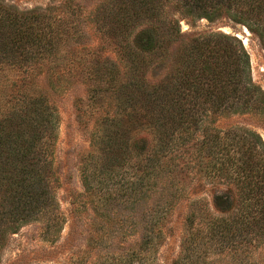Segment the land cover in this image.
<instances>
[{
  "label": "trees",
  "instance_id": "1",
  "mask_svg": "<svg viewBox=\"0 0 264 264\" xmlns=\"http://www.w3.org/2000/svg\"><path fill=\"white\" fill-rule=\"evenodd\" d=\"M164 1L106 0L96 8L100 40L107 41L112 55L101 59L98 54L86 66L84 113L94 121L91 150L81 164L82 183L96 214L106 210L118 215L112 208L119 188L104 190L101 185L123 168L130 169L120 174L125 192L166 197L143 211L147 220L141 228L143 236L151 237L149 244L155 235L147 232L164 227L169 198L209 191L215 213L194 206L188 225L199 224L198 213L206 214L196 227L201 237L214 238L222 250L237 251L243 249L240 235L264 238V140L254 130L235 126L222 131L212 122L231 108L262 111L264 93L246 80L248 54L237 36L196 33L186 42ZM172 1L192 22L213 21L226 13L264 44V0ZM45 23L43 13L17 11L0 2V63L7 58L19 71L9 83L12 100L0 104V249L7 234L30 219H45L47 234L65 222L50 194L59 114L45 93L26 90L40 57L11 55L19 44L39 47L48 34ZM154 63L162 65L163 73L149 82L148 68ZM72 204L76 212L85 210L81 201ZM101 237L90 236L88 243L97 245ZM182 248L192 250L186 238Z\"/></svg>",
  "mask_w": 264,
  "mask_h": 264
},
{
  "label": "rangeland",
  "instance_id": "2",
  "mask_svg": "<svg viewBox=\"0 0 264 264\" xmlns=\"http://www.w3.org/2000/svg\"><path fill=\"white\" fill-rule=\"evenodd\" d=\"M105 1L0 0L2 4L17 11L36 10L43 13L46 20L48 34L39 47L30 43L19 44L12 48L11 55L16 54L22 58L35 54L40 57L32 71L29 89L26 90L45 93L59 114L58 138L52 153V172L49 175L52 186L50 194L54 196L53 205L59 214H63L65 221L59 226L60 229L58 227L57 231L48 234L45 231V219L24 222L16 232L7 234L0 249V264H264V238L253 240L252 235H240L243 249L235 251L228 247L222 250L218 244H213L214 238L201 237L203 232L196 229L206 214L200 217L198 213L199 219L196 222L199 224L194 226L193 223L192 228L188 225L186 218L194 206L199 212L215 213L209 191L193 196L190 190L175 198L168 197L170 209L161 219V222L164 221L161 233L147 232L155 235L152 244L148 242L150 236H143L146 231L141 226L147 220L143 211L148 204L162 202L166 197L159 193L148 197L150 194L145 196L144 192L136 190H131L130 194L125 192L122 185L127 184L120 178V174L130 169H120L117 176H107L104 185L99 183L104 190L119 188L117 199H114L116 206H109L118 215L106 210L99 214L92 211V197L85 193L81 178L82 161L91 150L90 136L94 121V117L84 113L89 95L85 74L87 64L96 55H102L101 59L112 55L107 41L100 40L101 32L95 22L96 8ZM164 3L170 16L178 20L181 33L186 35L183 38L185 41L191 35L205 32L237 36L248 54L246 80H250L253 86L264 93V44L257 33L250 31L241 22L231 20L226 13L213 21L202 18L192 22L184 9L172 0ZM243 29L248 31L246 44L238 35H244ZM44 41L47 42L45 45L42 44ZM0 64L3 67L0 70V104H3L6 100H12L9 83H12L13 74L19 71L18 65L10 64L7 58ZM161 66L158 63L149 66V82L157 81L162 76ZM19 70L21 73L23 68ZM214 117L212 124L222 131L235 126L245 127L256 131L264 140V109L258 111L246 106L234 111L231 108ZM98 173L101 177L106 175ZM188 185L190 187L192 183ZM137 198L144 199L139 201ZM74 199L85 203V210L76 212V206L72 204ZM188 233H195L197 237L188 238ZM90 236L102 237L97 245H92L88 243ZM185 238L189 249H192L190 252L182 248ZM142 241L146 244H141Z\"/></svg>",
  "mask_w": 264,
  "mask_h": 264
},
{
  "label": "bare ground",
  "instance_id": "3",
  "mask_svg": "<svg viewBox=\"0 0 264 264\" xmlns=\"http://www.w3.org/2000/svg\"><path fill=\"white\" fill-rule=\"evenodd\" d=\"M243 33H244V35H241L239 33H238V35L241 36V38L243 39V42L246 44L247 43V37H246V35L248 34L247 29H243Z\"/></svg>",
  "mask_w": 264,
  "mask_h": 264
}]
</instances>
